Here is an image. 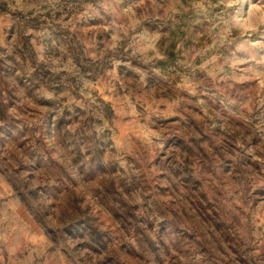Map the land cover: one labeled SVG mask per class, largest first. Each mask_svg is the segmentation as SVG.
<instances>
[{"label":"rangeland","instance_id":"rangeland-1","mask_svg":"<svg viewBox=\"0 0 264 264\" xmlns=\"http://www.w3.org/2000/svg\"><path fill=\"white\" fill-rule=\"evenodd\" d=\"M0 264H264V0H0Z\"/></svg>","mask_w":264,"mask_h":264},{"label":"clouds","instance_id":"clouds-1","mask_svg":"<svg viewBox=\"0 0 264 264\" xmlns=\"http://www.w3.org/2000/svg\"><path fill=\"white\" fill-rule=\"evenodd\" d=\"M235 0H229V4L231 5L232 3H234ZM0 259H2V257H0Z\"/></svg>","mask_w":264,"mask_h":264}]
</instances>
